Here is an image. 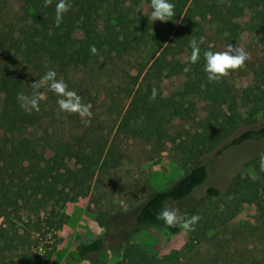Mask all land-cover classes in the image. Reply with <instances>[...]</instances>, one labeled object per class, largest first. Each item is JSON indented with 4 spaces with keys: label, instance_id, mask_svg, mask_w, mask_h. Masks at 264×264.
Instances as JSON below:
<instances>
[{
    "label": "trees",
    "instance_id": "16d2710c",
    "mask_svg": "<svg viewBox=\"0 0 264 264\" xmlns=\"http://www.w3.org/2000/svg\"><path fill=\"white\" fill-rule=\"evenodd\" d=\"M6 1L0 0V264H28L13 262L10 256L30 242L31 231L38 230L40 214L52 218L68 201L91 196L93 182L95 188L102 187L109 169L118 170L127 163L133 146L151 158L159 154L170 140L172 122L188 121L196 106L191 98H197L213 118L200 130L185 132V139L178 144L173 159L181 177L165 189L144 183L140 193H133L142 199L135 216L136 229L151 226L172 235L179 233L180 228H169L156 214L165 205L185 201L206 182V166L199 162L209 135L207 127L223 141L237 128L219 111L232 99L230 88L225 77L208 81L203 53L238 45L246 16L255 35L263 37L264 0H169L175 5V14L166 21L173 31L168 41H160L156 21H149L143 12L150 0H68L71 8L59 27L55 25L58 0L48 7L44 0H20L16 18L9 23L2 21ZM201 36L206 39L200 45L199 61L186 63L190 40L199 41ZM92 45L96 55L90 51ZM185 67L190 71L185 72ZM48 70H54L58 80L76 91L82 103L91 105L90 124L83 123L78 114L60 112L59 97L46 89L40 90L46 99L40 102L38 112L29 114L20 107L17 93L31 95V84ZM173 77L182 82L176 94L167 96L161 84ZM263 87L264 81L256 82L254 98H244L250 123L259 115L264 117ZM153 88L157 96L150 100ZM118 95L124 102H119ZM105 135L110 138L106 151L100 147ZM259 140H264V125L242 132L228 146ZM251 165L257 180L234 181L229 193L257 209L254 232L260 243L252 246L243 264H264V171L258 161ZM110 187L98 197L91 196L96 222L107 230L115 229L113 219L122 213L120 206L115 212L110 210L115 207L111 197L117 184L112 182ZM206 195L216 198L221 193L208 188ZM16 224L23 227L21 234ZM105 248L104 240L98 238L78 244L76 253L80 259L98 264L97 257ZM190 249L185 246L174 251L164 261L188 264ZM236 256L243 254L235 249L225 254V259L228 264H241ZM121 258V264H160L132 243L130 235L124 240Z\"/></svg>",
    "mask_w": 264,
    "mask_h": 264
},
{
    "label": "rangeland",
    "instance_id": "374dc122",
    "mask_svg": "<svg viewBox=\"0 0 264 264\" xmlns=\"http://www.w3.org/2000/svg\"><path fill=\"white\" fill-rule=\"evenodd\" d=\"M20 0H7L3 22L9 23L16 14ZM148 6L143 12L148 14ZM16 17H14L15 19ZM13 19V20H14ZM244 31L238 46L245 49L249 59L244 67L232 71L225 77L226 84L231 91V98L221 106L220 113L226 116L229 125H236L235 133L227 140H220L207 127L208 137L204 141V155L199 164L206 166V182L197 188L185 201L170 203L178 207L182 214L187 216L199 215L201 219L194 226V231L180 232L172 235L167 231L151 226L135 228V216L141 206L142 199L134 192L143 190L144 183L162 190L177 181L181 170L174 164V157L178 153V144L185 139L187 131L193 133L194 128H202L205 121L211 120L213 115L204 110L205 104L197 98H191L196 103L195 109L190 111L188 121L175 120L170 125V140L164 149L155 154L153 158L149 153L143 152L138 146L131 149L130 158L118 170H111L104 177V185L95 188L94 182L90 194L98 197L112 182L117 184V189L111 199L116 211L120 206L122 213L113 220L115 229H106L96 222L93 212L91 196L68 201L62 209H57L55 216L50 218L47 214H40L37 231H31L30 242L24 244L11 257L13 262L33 264H92L88 260L80 259L76 247L80 243H87L98 238L105 242V250L97 257L98 264H121L122 247L124 240L131 236V242L137 245L144 253L156 258L160 264H167L165 256L174 251H179L189 246L188 264H228L225 254L237 249L243 256H236V261L241 264L246 262L252 246L260 241L254 232L257 221V209L254 204L247 203L242 197H235L230 192L234 181L251 183L257 176L251 163L260 159L264 153V140L251 141L240 146H228L236 136L247 130H256L264 125V117L259 115L256 122L250 123L248 119V104L244 98H254L253 85L264 81V36L258 37L248 25L250 17L244 19ZM160 41H168L172 36V29L166 22L156 21ZM159 41V42H160ZM225 46L222 47L225 50ZM115 78V77H114ZM118 78V77H117ZM123 79H121L122 81ZM182 79L173 77L165 79L161 87L167 96L176 94ZM264 90V87H263ZM119 97V102H124V97ZM123 100V101H122ZM126 102V101H125ZM127 103V102H126ZM187 107V101L184 102ZM215 116H217V112ZM193 117L196 119L193 121ZM115 115L111 116L114 119ZM204 122H201V121ZM220 121L221 118H218ZM111 123H109L110 125ZM175 140V143L172 142ZM110 138L104 136L100 140V147L106 151ZM114 186V185H113ZM208 188H215L221 195L209 198L206 195ZM131 193L133 195H131ZM112 194V192H111ZM130 197L127 201V195ZM264 198V195L262 196ZM50 218V219H49ZM21 234L20 224L14 225ZM247 247V249L245 248ZM260 257V255H258ZM172 264H175L174 262Z\"/></svg>",
    "mask_w": 264,
    "mask_h": 264
},
{
    "label": "clouds",
    "instance_id": "9594fccd",
    "mask_svg": "<svg viewBox=\"0 0 264 264\" xmlns=\"http://www.w3.org/2000/svg\"><path fill=\"white\" fill-rule=\"evenodd\" d=\"M52 4V0H44V6L48 7ZM71 4L68 0H58L55 6V25L57 27L63 22V16L69 11ZM175 5L169 0H150L148 8V19L151 22L169 21L175 14ZM205 37L201 36L199 41L192 39L189 42L191 54L186 58V63L196 64L200 59V45L204 44ZM93 55L97 54L94 45L90 46ZM205 64L203 71L207 74L209 82H218L220 79L227 77L230 72L236 71L244 67L245 62L250 58L244 48L227 45L223 51L206 50L203 53ZM185 72L190 68L185 67ZM205 87L202 85V88ZM32 93L26 95L23 92L17 93V100L20 107L26 112L31 113L33 110H40V102L46 99L45 93L40 91L46 89L55 93L59 99L57 105L59 111L66 114H78L83 123L90 124L92 117L91 105L82 103V98L74 90H70L68 85L62 80L57 79V73L54 70H48L39 80L31 84ZM157 90L152 89L150 100H155ZM259 167L264 171V153H261L259 159ZM156 219L162 221L169 228H180L185 232L194 231V226L199 222V215L182 214L178 207L165 205L157 214Z\"/></svg>",
    "mask_w": 264,
    "mask_h": 264
}]
</instances>
